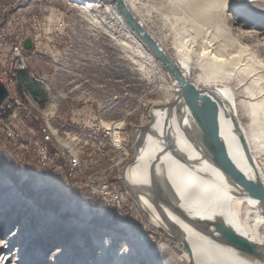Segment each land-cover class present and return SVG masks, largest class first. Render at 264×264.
Instances as JSON below:
<instances>
[{
	"label": "rangeland",
	"instance_id": "obj_1",
	"mask_svg": "<svg viewBox=\"0 0 264 264\" xmlns=\"http://www.w3.org/2000/svg\"><path fill=\"white\" fill-rule=\"evenodd\" d=\"M23 1L17 0V3ZM137 1L141 12L138 18L147 21V29L162 47H174L189 62L201 64L203 69L198 72L214 69L216 81L233 91L249 138H252L249 105L263 103L262 111L260 106L258 110L264 130V54L258 46L264 43V0ZM30 12L39 19L51 16L55 41L51 49L30 59L35 74L48 76L53 96L46 98L41 88L45 78L32 79L28 74L42 93L40 103L32 92L22 88V96L28 93L31 99L29 117L47 123L44 107L54 101L58 113L53 124L95 115H100L106 124H119V134L123 133L121 143L112 139L116 144L114 152L102 156L100 164L89 167V175L100 174L107 167L114 169L111 183L121 190L122 201L128 203L106 208L90 194L86 197L85 193H78L77 188H70L65 179L42 169L24 150L15 148L9 136H6L8 140L0 133V264H156L165 251H161L163 248L180 259L185 255L184 246L146 217L123 180L135 156L134 131L145 128L151 122L150 115L156 104L167 100L171 74L161 69L149 54H144L131 37L127 39L108 13L93 14L88 20L74 3L35 0L31 5H24L18 29L26 27ZM61 13L67 21L62 40L59 39L61 27L56 25V16ZM256 16L263 21L248 23ZM6 22L0 20V27ZM258 29L263 35L255 43L253 38ZM44 34L43 41H46ZM212 50L221 55V62L211 59ZM195 54H204L205 58L196 60ZM54 59L58 70L52 66ZM214 81L210 84H217ZM17 90L19 95L18 87ZM49 130L59 146L57 129ZM59 133L65 139L66 135L84 138L82 130ZM38 135L39 126L31 122L25 135L15 142L29 144ZM102 139L98 144L100 150H108V143ZM252 152L264 153V131L260 143L252 142ZM260 165L264 170V158ZM119 168H127L122 180ZM130 207L134 208L130 211ZM183 264L192 262L187 260Z\"/></svg>",
	"mask_w": 264,
	"mask_h": 264
},
{
	"label": "bare ground",
	"instance_id": "obj_2",
	"mask_svg": "<svg viewBox=\"0 0 264 264\" xmlns=\"http://www.w3.org/2000/svg\"><path fill=\"white\" fill-rule=\"evenodd\" d=\"M34 1L25 0L22 3L28 6ZM66 1L81 8L88 20L93 14L105 16L108 13L126 34L127 39L131 37L144 54H149L157 61L161 69L171 74L168 75L171 92L166 101L156 104L152 110V121L149 123L148 130L137 128L134 131L137 155L123 177L129 194L136 199L146 217L168 236L180 242L186 250L185 255L177 259L173 252L163 248L161 251H165L160 254V258L158 257L160 260L157 259L159 262L156 264H183L187 260H190L192 264H264L263 205L251 198L239 183L218 168L200 146L197 139L198 125L184 102L178 79L157 59L150 46L128 24L117 5L108 0ZM123 1L135 20L140 22L144 30L154 38L155 36L146 27L147 21L138 18L141 14L138 1ZM7 5L8 1L0 0V20L8 18ZM238 21L233 19L234 23H239ZM250 21L248 23L258 24L263 19L256 16ZM49 35L50 33L44 34L46 41H49ZM262 35L263 31L258 29L253 38L255 43L260 42ZM155 41L158 43L157 39ZM158 44L169 62L181 72L185 82L193 85L201 94H210L209 99L212 102L210 106L217 113L221 138L226 143L235 166L251 181L264 183V170L260 165L264 153L253 154L252 152V142L256 145L262 140L264 130L260 123L262 117L259 116L258 107L260 106L262 111L263 103L249 105L252 137L249 138L240 120L235 95L230 88L216 81V71L211 69L206 73L198 72L200 68L203 69L201 64L197 66L196 63L189 62L174 47L164 48L160 43ZM258 46L264 54V43ZM123 48L128 47L123 46ZM214 52L215 50H212L211 56L209 53L207 55L217 63L221 55ZM194 58L200 60L205 58V55L195 54ZM22 70L23 68H16V75L18 72H23ZM213 81L217 84H210ZM17 85L16 88H19ZM19 90L21 92L18 95L19 103L27 107V114L30 116L28 104L31 99L26 93L22 96L23 90L20 88ZM9 93L10 97L6 101H13V92L9 91ZM0 108H4V103ZM10 117L9 110H0V118ZM118 125L107 124L108 127L117 129L112 130V139L120 144ZM256 128L260 131L257 132ZM89 133L86 141H93L97 132L89 131ZM49 136L58 150L70 152L68 138H71V135H66L65 139L56 130L55 136L59 139V146L55 143V138ZM20 137L21 135H15L16 140ZM72 138L82 139L78 135ZM35 152L43 153V143H36ZM54 174L59 177L58 174ZM98 175L92 172L89 178H97ZM72 188L78 189V186H72ZM121 199H123L122 196ZM120 204L121 202H118V206ZM224 234L229 239L238 235L256 245L255 253L249 254L234 248L224 241ZM110 240H107L106 247L110 244ZM153 251L156 255L157 249ZM126 252L125 257L128 256V250Z\"/></svg>",
	"mask_w": 264,
	"mask_h": 264
},
{
	"label": "built area",
	"instance_id": "obj_3",
	"mask_svg": "<svg viewBox=\"0 0 264 264\" xmlns=\"http://www.w3.org/2000/svg\"><path fill=\"white\" fill-rule=\"evenodd\" d=\"M23 11L24 3L8 0V19L6 24H2L0 30V81L5 84L8 91L13 92V101L5 100L4 108H0V110L11 112V119L0 118V132L4 136H9L10 141L15 143V135H25L28 123H36L39 126V135L29 144H21L20 147L26 156L31 157L42 169L58 174L59 178H65V183L70 188L71 186H78V193H87L100 200L106 208H118V202L128 203V201H122L121 190L111 183V173L114 169H108V167L101 169L97 178H89V167L93 164H100L102 156L106 157V155L109 156L114 152L115 143H112V130L117 129L108 127L100 115L90 116L88 119L81 116L72 118L70 120L72 127L75 130H83L84 138H68L70 152H61L55 147L49 136V128H56L61 132V129L53 124L58 113V106L54 104V101H50L48 103L50 105L44 107L47 123H39V121L33 120L27 114V107L20 105L16 88V80L18 79L16 68H23V72L31 74L33 79L45 78V85H41V88L44 90L46 98L52 99L51 81L47 75H38L31 70L30 59L32 56L38 55L39 52L45 53L46 49H51V44L55 41L50 27L51 16L39 19L38 16L30 12L26 27L22 26L18 29L19 16ZM56 17V25L61 27L59 39L62 40L67 29L66 16L61 13L57 14ZM38 24L42 27H37ZM43 33H50V41H43ZM28 39L31 40L30 50L25 48V42ZM53 57L55 55H52ZM54 61L52 66L58 70L57 60L54 59ZM37 98L41 103V98ZM88 110L91 111V109ZM82 111L84 112V109ZM89 131H96L97 138H104V141L108 143V150H100L97 141H86L85 133ZM121 138H123V133H120ZM36 143H43V153L35 152ZM119 169L122 180L123 173L127 168ZM131 208L134 207H130V211Z\"/></svg>",
	"mask_w": 264,
	"mask_h": 264
},
{
	"label": "water",
	"instance_id": "obj_4",
	"mask_svg": "<svg viewBox=\"0 0 264 264\" xmlns=\"http://www.w3.org/2000/svg\"><path fill=\"white\" fill-rule=\"evenodd\" d=\"M108 1L120 8L128 24L138 33V35L147 43V45L150 46L157 59L161 61L162 64L168 69V71L178 79V82L181 86L184 102L187 108L192 113L193 118L198 125V142L207 153L209 159H211V161H213L214 164L218 168H220L226 175L239 183L251 198L258 200L263 205L264 209V183L251 181L233 163L227 145L221 138L217 113L215 112V109L210 106L212 105V102L209 99L210 94L199 93L193 85L185 82L182 79L181 72L169 62L162 48H160L155 39L151 37L147 31L144 30L141 23L135 20V17L129 11L123 0ZM25 48L27 50L31 49L30 39L26 40ZM8 97L9 91L5 84L0 81V107ZM150 118L152 121V114L150 115ZM144 127L148 130L149 124ZM134 151L135 159L137 155L136 146ZM233 237L234 238L229 239L224 234V241L241 251L247 252L249 254L255 253L256 245L249 243L246 239L239 237L238 235H234Z\"/></svg>",
	"mask_w": 264,
	"mask_h": 264
},
{
	"label": "trees",
	"instance_id": "obj_5",
	"mask_svg": "<svg viewBox=\"0 0 264 264\" xmlns=\"http://www.w3.org/2000/svg\"><path fill=\"white\" fill-rule=\"evenodd\" d=\"M17 82L19 84V88H25L28 91L32 92L35 96L40 97L42 96V93L39 91L37 85L35 82H33L29 77L28 74L25 72H18V79ZM54 125L58 128L61 129L62 134L68 133V132H74L75 128L72 127L70 121H68L66 124L64 122V120H62V122L56 123L54 122ZM1 134H3L2 132H0ZM4 135V134H3ZM6 137V136H5ZM7 138V137H6ZM8 139V138H7ZM9 140V139H8ZM15 143H17L15 145V148L20 149L21 144H26V142L24 141H16ZM75 190V189H74ZM86 197H90L89 194L85 193ZM93 197V196H92Z\"/></svg>",
	"mask_w": 264,
	"mask_h": 264
},
{
	"label": "crops",
	"instance_id": "obj_6",
	"mask_svg": "<svg viewBox=\"0 0 264 264\" xmlns=\"http://www.w3.org/2000/svg\"><path fill=\"white\" fill-rule=\"evenodd\" d=\"M82 135V134H81ZM95 137V136H94ZM96 139V140H95ZM93 141H97V145L98 144H100V142H102L103 141V139L102 138H97V136L94 138V140ZM97 168V167H96Z\"/></svg>",
	"mask_w": 264,
	"mask_h": 264
}]
</instances>
